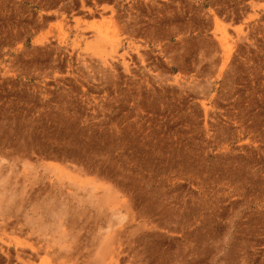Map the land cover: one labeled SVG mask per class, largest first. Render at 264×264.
Here are the masks:
<instances>
[{
	"label": "rangeland",
	"instance_id": "rangeland-1",
	"mask_svg": "<svg viewBox=\"0 0 264 264\" xmlns=\"http://www.w3.org/2000/svg\"><path fill=\"white\" fill-rule=\"evenodd\" d=\"M259 4L0 0V264H264Z\"/></svg>",
	"mask_w": 264,
	"mask_h": 264
},
{
	"label": "bare ground",
	"instance_id": "bare-ground-1",
	"mask_svg": "<svg viewBox=\"0 0 264 264\" xmlns=\"http://www.w3.org/2000/svg\"><path fill=\"white\" fill-rule=\"evenodd\" d=\"M259 6H264L263 4H259ZM229 53H230V51L228 50L226 53H225V57L227 58L228 56H229Z\"/></svg>",
	"mask_w": 264,
	"mask_h": 264
}]
</instances>
